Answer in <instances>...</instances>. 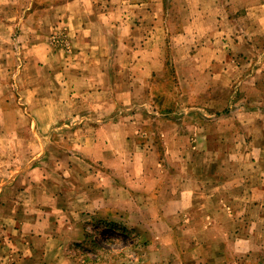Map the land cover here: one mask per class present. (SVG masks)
Masks as SVG:
<instances>
[{
  "label": "crops",
  "instance_id": "1",
  "mask_svg": "<svg viewBox=\"0 0 264 264\" xmlns=\"http://www.w3.org/2000/svg\"><path fill=\"white\" fill-rule=\"evenodd\" d=\"M94 1L66 0L67 7L79 8L81 12L73 18L69 15L61 18V25L69 28L66 30L73 44L72 55L59 66L64 67L62 81L71 75H76L82 83L97 81L92 90L83 88L77 94H61L68 100H82L76 103L88 107H82L86 110L83 113L88 114L85 122L62 128L64 132L77 133L73 136L78 138L74 144L81 151L77 159L84 157L88 162L105 163L106 166L101 167L109 173L112 162L124 161L117 156H126V162L140 168V172L126 173L130 182L126 184V193L158 195L160 204L157 206L162 212L152 225L169 229L172 238L168 239L178 249L180 262L177 264H264V79L256 76V73H264V0H209L205 5L214 7L202 12V18L207 19L201 20L207 36L204 40L199 39L197 30L201 17L195 15H200L199 12L184 14L182 24L174 28L179 31L171 40L177 41L174 42L179 44L177 49L194 52L200 46L199 50L204 51L195 58H191V52L185 60L191 69H188L190 86L199 90L194 94H132L131 85L122 94H115L111 88L110 94H96L98 81L112 83L116 79L113 65L117 62L113 51L126 53V49L130 52L137 49L131 38L136 34L140 36L136 29L144 28H133L128 23V32L135 30V34H128L130 42H126L124 16L120 28L124 33L119 40L113 31L118 26L114 24V17L108 12H94ZM47 13L42 12V17ZM240 16L251 19L249 28H242L237 22ZM71 19L77 22L74 28H71ZM46 27L45 30L51 29L49 24ZM47 32H33L42 46H47ZM244 33L250 34L251 39L243 48H249L254 57L243 59L240 54L236 59L222 57L234 46L241 52L240 38ZM141 36L140 46H137L141 59L120 65L130 68L129 72L133 69L128 83L134 76L148 83L165 67L160 51L158 55L155 51L152 59L143 56L151 39ZM231 36L235 38L234 46ZM35 57L24 66L37 67L43 56ZM46 57L42 58L41 68L49 80L57 75L55 64L51 65ZM60 63L58 60V65ZM184 63L174 59L178 74ZM244 66L250 69L244 72ZM125 75L126 71L122 76ZM25 94L38 93L30 89ZM44 95L52 99L60 94L48 91ZM164 95L172 99L174 105L170 108L163 100L158 104L157 98ZM183 100L186 104L181 106ZM48 105L51 108V104ZM77 113L74 110V114ZM116 113L126 115V123L118 122ZM140 115L142 123L134 118ZM114 146L125 147L124 152L115 151ZM168 162L172 164L169 170L166 169ZM185 167L186 173L182 171ZM150 179L155 181L153 192L144 190ZM4 190L18 191L12 187ZM12 220L4 215L5 225H0V264L58 262L60 252H52L49 246L64 243L61 235L52 231L33 237L26 230L28 224L15 231ZM159 241L164 242L166 238ZM182 242L191 244L187 253L180 248ZM34 243L45 244L43 250ZM53 255L56 257L52 258ZM174 259L175 256L170 259L172 264ZM161 263L167 264L165 260Z\"/></svg>",
  "mask_w": 264,
  "mask_h": 264
},
{
  "label": "rangeland",
  "instance_id": "2",
  "mask_svg": "<svg viewBox=\"0 0 264 264\" xmlns=\"http://www.w3.org/2000/svg\"><path fill=\"white\" fill-rule=\"evenodd\" d=\"M208 1L95 0L92 5L94 12H108L114 17V24L118 26L113 31L119 40L124 33L120 29L124 16L127 22L126 42H130L128 34H135V30L128 32V23L133 28H144L142 31L136 29L140 36L136 34L131 38V43L135 42L133 47L137 49H131V52L126 49V53L122 50L113 51V59L117 62L113 65L116 79L112 83L98 81L96 94H110L112 90L109 91V88L115 94H122L128 85H131L132 94L199 93V90L190 86L188 80V71L191 69L186 66L185 60L192 51L177 49L179 44H174L177 41L173 42L171 37L179 31L174 28L182 24L186 12H199L200 15H195L201 17L197 29L200 31L199 39H206L202 21L207 19L202 18V12L211 11L214 7L205 5ZM36 11L37 15L34 14ZM46 11L47 15L42 17V12ZM80 12L79 8L67 7L66 0H0V225H5L2 218L8 215L13 219L12 227L15 231L28 224L26 230L33 237L35 234H48L52 231L53 234L61 235L65 239L64 243L49 246L52 252L59 251L61 254V258L57 256L56 264H162L164 260L172 264L170 259L174 256L173 264H177L180 262L177 259L178 249L168 239L172 238L169 229L153 226L162 212L160 206H157L160 204L158 195L126 193V184L130 183L126 173L140 172V168L126 162V156H117L124 161L112 162L109 173L101 167L103 164L106 166L105 163L88 162L84 157L83 160L77 159L81 153L74 144L78 138L73 136L77 133L64 132L65 129H62L65 125L85 122L84 118L88 114L83 113L86 112L83 108L88 107L76 103L82 100H68L61 94H77L83 88L92 90L97 83H82L76 79V75L62 81L64 67L60 69L59 66L72 55L73 44L67 31L69 28L61 25V18L65 15L73 18L79 16ZM237 19L242 28L250 27L249 17L240 16ZM44 23L49 24L51 29L45 30L47 27ZM76 24L71 19V28ZM43 31H48L45 35L48 38L47 46H42L36 40V33H33ZM141 35L151 39L143 56L152 59L154 52L157 51L158 55L160 51V59L165 67L148 83H142L136 76L128 83L127 80L133 76V69L129 72L130 68L124 69L120 65H124L125 61L127 64L128 60L141 59L137 47L140 46ZM231 37L234 46L235 38ZM250 39L251 35L244 33L240 38L241 52L234 46L228 48L222 57L236 59L240 54L243 59L253 58L249 48H243L250 43ZM199 49L200 46L192 52L191 58L204 52ZM34 56H47L45 60H49L51 65L55 64L53 67L57 76L49 80L46 78L41 68L43 57L37 67L24 66ZM174 59L185 62L179 68L180 74L173 64ZM249 69L244 66L243 70L247 72ZM124 71L126 75L122 76ZM256 76L264 79V73H256ZM233 78L230 76V79ZM30 89L36 90L38 94H25ZM48 91L60 95L47 99L44 93ZM157 100L158 104L163 100L169 108L174 105L166 95ZM183 101L181 106L186 104V100ZM74 110L78 112L77 115ZM134 118L138 122L143 121L141 115ZM116 120L126 123V115L119 116L116 113ZM122 148L125 147L114 146L115 151H123ZM171 165L168 162L166 169L169 170ZM182 171L186 173V167ZM154 186V179H150V184L144 190L153 192ZM5 187L17 188L18 191H6ZM163 237L166 241H159ZM34 245L43 250L45 244ZM190 245L182 242L180 248L187 253Z\"/></svg>",
  "mask_w": 264,
  "mask_h": 264
}]
</instances>
